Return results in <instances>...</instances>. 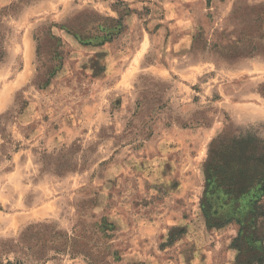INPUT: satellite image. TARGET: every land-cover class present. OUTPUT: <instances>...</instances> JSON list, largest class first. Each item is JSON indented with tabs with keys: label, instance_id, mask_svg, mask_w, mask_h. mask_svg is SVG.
Returning <instances> with one entry per match:
<instances>
[{
	"label": "rangeland",
	"instance_id": "rangeland-1",
	"mask_svg": "<svg viewBox=\"0 0 264 264\" xmlns=\"http://www.w3.org/2000/svg\"><path fill=\"white\" fill-rule=\"evenodd\" d=\"M261 3L0 0V244L48 222L96 228L109 264H237L236 223L209 225L201 209L203 162L220 133L264 138V57L212 47ZM48 30L61 65L39 88ZM40 264L89 263L50 252Z\"/></svg>",
	"mask_w": 264,
	"mask_h": 264
},
{
	"label": "trees",
	"instance_id": "trees-1",
	"mask_svg": "<svg viewBox=\"0 0 264 264\" xmlns=\"http://www.w3.org/2000/svg\"><path fill=\"white\" fill-rule=\"evenodd\" d=\"M7 10L0 9V60L4 55L1 18ZM242 16L244 24L235 31L234 39H229L228 46L222 47L215 42L212 48L227 51L225 57H264V3L251 6L249 12ZM46 33L45 40L36 39V54L40 60L43 46L52 47L48 54L52 64L37 67L35 84L39 88L49 84L61 65L62 39L51 30ZM72 33L81 41L87 40ZM258 92L264 97V82L259 85ZM26 103L22 100L20 109ZM63 165L61 161L57 167ZM203 172L200 204L206 223H236L237 233L231 246L238 251L237 264H264V205L261 203L264 196V138L252 132L237 135L220 133L210 142ZM95 234H99L96 228L84 230L74 226L69 233L57 230L53 223L30 224L16 240L0 244V264H40L48 259L50 252L53 255L83 256L89 264H109L106 259L110 245L107 241L92 242ZM103 236L107 240L108 235L105 233ZM8 253L23 254L26 260L16 258L4 262L1 256Z\"/></svg>",
	"mask_w": 264,
	"mask_h": 264
}]
</instances>
